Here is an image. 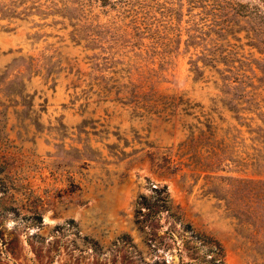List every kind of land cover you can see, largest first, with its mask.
<instances>
[{
    "label": "rangeland",
    "instance_id": "1",
    "mask_svg": "<svg viewBox=\"0 0 264 264\" xmlns=\"http://www.w3.org/2000/svg\"><path fill=\"white\" fill-rule=\"evenodd\" d=\"M10 1L25 14L0 15V264H264V143L221 107L237 95L218 71L190 70L196 9L135 0L134 31L120 0H73L70 20Z\"/></svg>",
    "mask_w": 264,
    "mask_h": 264
},
{
    "label": "trees",
    "instance_id": "2",
    "mask_svg": "<svg viewBox=\"0 0 264 264\" xmlns=\"http://www.w3.org/2000/svg\"><path fill=\"white\" fill-rule=\"evenodd\" d=\"M72 1H50L42 3V8L39 5L36 8L44 14H57L63 19L70 20L68 10ZM100 1L101 4L108 2V0ZM120 1L121 7L129 14L132 28L137 31L138 25L143 22L144 11H139V5L135 6L133 3L135 0ZM164 1V3H169L168 8L172 19L177 17L176 7L171 6L172 4L178 3L181 7V2L185 3L188 13L196 9L193 14H190L187 41L194 42L191 40L199 38L204 39L205 44H201L198 49L199 53L194 59H189L190 70L196 74L202 73L203 68L206 67L218 71L222 82L218 87L220 92L223 95H237L234 104L220 99L221 107L229 112L230 117L246 118L249 125L254 123L252 139L264 143V111L261 110L264 108V96H261V90H264V0ZM14 3L15 1H10V6L1 5L0 15L25 14V8L22 7L21 10L16 11L17 5ZM199 19L201 21H197ZM197 60L201 61L200 65L197 64ZM218 64L222 66L217 67ZM242 112H249V115L242 117L239 115ZM214 122L212 116L201 121L202 125L208 128H214L216 126ZM259 179L264 182V173L254 176L252 180L258 181ZM249 195L250 203L253 204L249 208L252 212L250 215L253 218L264 219V189Z\"/></svg>",
    "mask_w": 264,
    "mask_h": 264
}]
</instances>
